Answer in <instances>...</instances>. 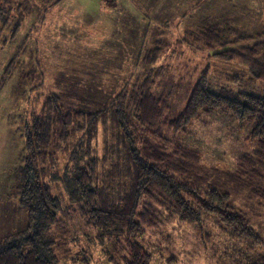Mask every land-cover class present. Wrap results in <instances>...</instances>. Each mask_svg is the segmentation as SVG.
<instances>
[{
    "label": "rangeland",
    "instance_id": "rangeland-1",
    "mask_svg": "<svg viewBox=\"0 0 264 264\" xmlns=\"http://www.w3.org/2000/svg\"><path fill=\"white\" fill-rule=\"evenodd\" d=\"M55 1L0 0V239L25 225L26 211L14 194V168L24 145L19 125L28 111L40 109L48 94L60 93L70 106L95 109L125 86L159 71L154 91L168 98L176 116L207 65L217 89H261L248 75L239 85L232 83L229 76L243 74L237 64L211 56L206 63L185 37L187 32L198 35L209 22H218L246 36L234 47L264 42V0ZM161 46L162 55L149 63L150 51ZM113 132L110 124L99 127L94 145L100 159ZM250 132L251 125L241 127L219 110L201 112L176 132L163 128L167 139L200 152L202 168L239 174L242 155L256 147ZM242 167L249 186L227 179L230 194L264 239V179L258 183L263 190L260 196L254 191V164ZM149 204L159 219L156 226L142 227L140 241L152 264L255 263L250 244L230 237L214 217L190 225L155 201L146 199L142 207ZM70 209L55 231L59 240L68 243L69 255L61 264H125L128 251L116 244L115 236L87 225L74 203ZM102 234L107 236L103 241Z\"/></svg>",
    "mask_w": 264,
    "mask_h": 264
},
{
    "label": "trees",
    "instance_id": "trees-1",
    "mask_svg": "<svg viewBox=\"0 0 264 264\" xmlns=\"http://www.w3.org/2000/svg\"><path fill=\"white\" fill-rule=\"evenodd\" d=\"M244 39L240 31L218 22H209L198 35L187 32L185 37L206 63L211 56L237 64L243 74L229 76L232 83L239 85L248 75L261 84L260 91L252 86L217 89L207 65L176 116L168 98L154 91L159 71L125 86L95 109L70 106L60 93L52 92L39 110L28 111L19 125L24 145L14 168V194L26 211V221L21 230L0 239V264H61L66 260L68 243L59 240L56 232L73 203L87 225L114 235L116 244L128 251L125 264H152L140 238L142 227L156 226L159 217L151 204L142 207L146 199L190 225L214 217L230 237L250 244L254 264H264V239L233 203L227 182L232 179L249 186L242 165L254 164V191L263 196L258 183L264 179V42L234 47ZM161 48L150 51L149 63L162 55ZM217 110L230 114L241 127L251 125L250 139L256 147L242 155L240 174L202 168L198 150L163 134V128L176 132L201 112ZM102 124H110L114 132L100 159L94 141ZM106 163L109 168L104 169Z\"/></svg>",
    "mask_w": 264,
    "mask_h": 264
},
{
    "label": "crops",
    "instance_id": "crops-1",
    "mask_svg": "<svg viewBox=\"0 0 264 264\" xmlns=\"http://www.w3.org/2000/svg\"><path fill=\"white\" fill-rule=\"evenodd\" d=\"M24 227V226H23ZM21 230V229H20ZM12 234V233H11ZM9 235V234H8ZM3 238V237H2Z\"/></svg>",
    "mask_w": 264,
    "mask_h": 264
}]
</instances>
